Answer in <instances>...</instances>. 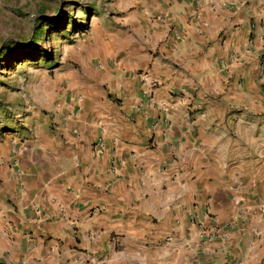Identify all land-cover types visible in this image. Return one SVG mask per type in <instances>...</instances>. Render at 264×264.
Segmentation results:
<instances>
[{
  "label": "crops",
  "instance_id": "crops-1",
  "mask_svg": "<svg viewBox=\"0 0 264 264\" xmlns=\"http://www.w3.org/2000/svg\"><path fill=\"white\" fill-rule=\"evenodd\" d=\"M119 11L1 129L0 264H264V0Z\"/></svg>",
  "mask_w": 264,
  "mask_h": 264
},
{
  "label": "rangeland",
  "instance_id": "rangeland-1",
  "mask_svg": "<svg viewBox=\"0 0 264 264\" xmlns=\"http://www.w3.org/2000/svg\"><path fill=\"white\" fill-rule=\"evenodd\" d=\"M123 1L0 0V136L15 115L36 112L35 101L85 70L88 51L117 28ZM35 26L42 32L32 45Z\"/></svg>",
  "mask_w": 264,
  "mask_h": 264
},
{
  "label": "built area",
  "instance_id": "built-area-1",
  "mask_svg": "<svg viewBox=\"0 0 264 264\" xmlns=\"http://www.w3.org/2000/svg\"><path fill=\"white\" fill-rule=\"evenodd\" d=\"M209 217V214L207 212V210H205L203 212V214H201L198 209L196 207H193V211L191 212V214L188 217V223L191 225H200V220L202 217ZM217 231V227L215 226H211V228L208 231H202L200 232V237H202L203 239L207 240V239H211L212 236H215Z\"/></svg>",
  "mask_w": 264,
  "mask_h": 264
},
{
  "label": "trees",
  "instance_id": "trees-1",
  "mask_svg": "<svg viewBox=\"0 0 264 264\" xmlns=\"http://www.w3.org/2000/svg\"><path fill=\"white\" fill-rule=\"evenodd\" d=\"M35 28H36V26H35ZM35 31H36L35 35L32 37V40H31L32 45H35L36 41L38 40V36H39L40 32H42V28L37 27ZM3 48H5L4 51H6V53H9V51L7 50L6 47H3Z\"/></svg>",
  "mask_w": 264,
  "mask_h": 264
}]
</instances>
